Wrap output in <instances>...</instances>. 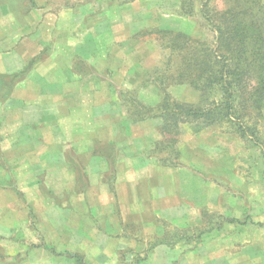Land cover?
Masks as SVG:
<instances>
[{
    "label": "crops",
    "instance_id": "crops-1",
    "mask_svg": "<svg viewBox=\"0 0 264 264\" xmlns=\"http://www.w3.org/2000/svg\"><path fill=\"white\" fill-rule=\"evenodd\" d=\"M52 8L0 0V264H264V176H238L226 202L199 145L180 165L146 156L153 131L114 96L145 54L106 15ZM224 208L242 224L143 254L161 219L189 229Z\"/></svg>",
    "mask_w": 264,
    "mask_h": 264
},
{
    "label": "trees",
    "instance_id": "trees-1",
    "mask_svg": "<svg viewBox=\"0 0 264 264\" xmlns=\"http://www.w3.org/2000/svg\"><path fill=\"white\" fill-rule=\"evenodd\" d=\"M180 12L199 15L215 34V42L183 31L156 29L162 47L168 50L163 65L153 71L160 100L155 105L144 104L137 115H130L132 107L126 99L127 114L133 116L130 120L160 119L159 131L166 146L177 142L183 126L188 125L200 131L227 123L242 137H252L255 132H249L247 122L259 118L264 110V0H181ZM174 83L189 84L199 101L175 98L169 91ZM162 145L158 141L155 148ZM160 160L175 163L167 157ZM227 221L241 223L232 217ZM213 228L201 230L198 236ZM83 257L74 254L76 264H86Z\"/></svg>",
    "mask_w": 264,
    "mask_h": 264
},
{
    "label": "rangeland",
    "instance_id": "rangeland-1",
    "mask_svg": "<svg viewBox=\"0 0 264 264\" xmlns=\"http://www.w3.org/2000/svg\"><path fill=\"white\" fill-rule=\"evenodd\" d=\"M54 5L53 10L72 9L82 6V16L88 18V12L91 11L96 17L104 18L105 15L112 19L114 31L117 37L124 40L120 43L128 42V51L136 49L141 52L144 59L142 64L134 67L130 73L131 76L123 80L129 82L133 79V88L128 90H114V96L121 100V104L128 111L127 106L132 107L131 114H136L142 105H155L160 100L158 84L153 80V71L161 67L167 58V51L162 47V40L155 32L156 29H171L173 31H183L194 37L203 38L215 42V34L203 22L199 15L186 16L180 12L181 0H134L137 4L132 6V2H123L122 0H49ZM92 7V8H90ZM129 12L124 15L125 12ZM128 40V41H127ZM138 46V48L136 47ZM130 47V48H129ZM137 69V70H136ZM112 76V73H111ZM135 77H138L137 81ZM170 93L182 101L197 102L199 95L193 87L187 83H174L169 87ZM132 99H130V98ZM114 97V99H116ZM126 99L128 104L126 105ZM119 100V102H120ZM135 100L139 103H135ZM134 103V104H132ZM133 114V115H134ZM128 116L133 117V116ZM137 115V114H136ZM144 122V130L153 131L154 139L146 149V156H152L156 161L162 163L160 159L167 157L169 162H175L180 165L182 161H194L189 153L183 157L185 147L188 144L199 145L203 148V155L206 152L209 155L208 166L213 170L211 180L219 184L224 189V201H234L238 192L234 185L238 176L244 180L259 179L264 176V110L259 118L251 117L247 124L255 134L252 137H242L230 124L216 125L203 128L196 131L193 125L183 126L181 134L177 137L178 141L172 145L166 146L165 138L159 131L160 119L148 117ZM140 122V123H141ZM151 136V135H150ZM157 136V137H155ZM163 141L161 148L156 149L155 143ZM189 145V146H190ZM192 148H189L191 150ZM188 150V149H187ZM193 152V151H192ZM191 152V153H192ZM224 165V167H223ZM212 171V170H209ZM189 173L190 170H186ZM201 172V170H200ZM200 174V173H199ZM198 178L200 176H197ZM204 180V179H203ZM232 204V203H231ZM228 209L207 210L202 212L200 224L189 229H180L178 226L182 223L173 221H164L163 234L160 236L153 234H144L142 238L146 239L148 246L144 255L154 246L161 242L175 243L181 240H195L198 233L212 226L219 227L226 224L227 218L231 217ZM32 224L35 223L33 217L30 218ZM258 223H263L264 218H257ZM34 226V225H33ZM185 228V227H181ZM165 231V232H164ZM35 235H38L36 233ZM3 253V252H2ZM1 260L5 257L1 255Z\"/></svg>",
    "mask_w": 264,
    "mask_h": 264
}]
</instances>
